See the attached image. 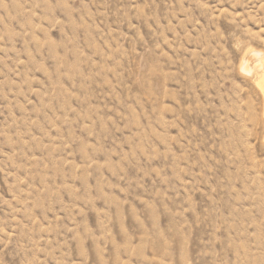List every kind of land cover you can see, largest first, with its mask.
Wrapping results in <instances>:
<instances>
[{"label":"rangeland","instance_id":"1","mask_svg":"<svg viewBox=\"0 0 264 264\" xmlns=\"http://www.w3.org/2000/svg\"><path fill=\"white\" fill-rule=\"evenodd\" d=\"M0 264H264V0H0Z\"/></svg>","mask_w":264,"mask_h":264}]
</instances>
